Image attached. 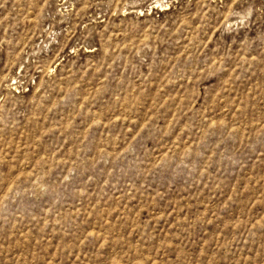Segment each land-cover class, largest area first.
I'll list each match as a JSON object with an SVG mask.
<instances>
[{"label": "rangeland", "instance_id": "1", "mask_svg": "<svg viewBox=\"0 0 264 264\" xmlns=\"http://www.w3.org/2000/svg\"><path fill=\"white\" fill-rule=\"evenodd\" d=\"M0 264H264V0H0Z\"/></svg>", "mask_w": 264, "mask_h": 264}]
</instances>
